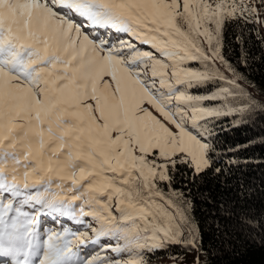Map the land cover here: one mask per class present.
Wrapping results in <instances>:
<instances>
[{
	"label": "snow or ice",
	"instance_id": "1",
	"mask_svg": "<svg viewBox=\"0 0 264 264\" xmlns=\"http://www.w3.org/2000/svg\"><path fill=\"white\" fill-rule=\"evenodd\" d=\"M255 14L245 0H0V264L199 252L165 188L213 170L220 117L264 110L221 54L225 27Z\"/></svg>",
	"mask_w": 264,
	"mask_h": 264
},
{
	"label": "trees",
	"instance_id": "2",
	"mask_svg": "<svg viewBox=\"0 0 264 264\" xmlns=\"http://www.w3.org/2000/svg\"><path fill=\"white\" fill-rule=\"evenodd\" d=\"M221 54L246 78L241 83L251 99L264 105V27L254 15L225 27ZM212 139L213 170L194 182L185 170L172 189L165 188L187 201L189 217L199 229L200 251L174 245L146 257L148 264H193L197 257L200 264H264V233L257 235L244 223L249 218L264 221V110L253 106L220 117Z\"/></svg>",
	"mask_w": 264,
	"mask_h": 264
},
{
	"label": "rangeland",
	"instance_id": "3",
	"mask_svg": "<svg viewBox=\"0 0 264 264\" xmlns=\"http://www.w3.org/2000/svg\"><path fill=\"white\" fill-rule=\"evenodd\" d=\"M245 3H247L249 8L255 7L256 14L254 15V17L256 18V20L259 23V25L261 27H264V0H245ZM226 75H227V73H226ZM244 88L246 89L245 86H244ZM246 91H247L248 94H251V92L249 93L247 89H246ZM244 102H245V100H241L240 104H235L234 103L233 106L240 107ZM72 226L75 227L74 225H72ZM99 252H100L99 247L90 246V248L88 250V255H90V256L91 255H96ZM108 255H112V253H108Z\"/></svg>",
	"mask_w": 264,
	"mask_h": 264
}]
</instances>
